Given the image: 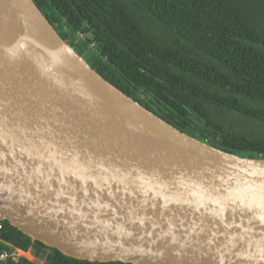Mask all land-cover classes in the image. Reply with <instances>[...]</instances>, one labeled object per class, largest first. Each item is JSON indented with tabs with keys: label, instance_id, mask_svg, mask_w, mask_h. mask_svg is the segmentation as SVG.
I'll use <instances>...</instances> for the list:
<instances>
[{
	"label": "water",
	"instance_id": "1",
	"mask_svg": "<svg viewBox=\"0 0 264 264\" xmlns=\"http://www.w3.org/2000/svg\"><path fill=\"white\" fill-rule=\"evenodd\" d=\"M24 57L0 31V221L62 253L264 264V158L180 130L98 73Z\"/></svg>",
	"mask_w": 264,
	"mask_h": 264
},
{
	"label": "trees",
	"instance_id": "2",
	"mask_svg": "<svg viewBox=\"0 0 264 264\" xmlns=\"http://www.w3.org/2000/svg\"><path fill=\"white\" fill-rule=\"evenodd\" d=\"M105 79L193 137L264 158V0H33ZM83 34V38L79 36ZM0 253L66 255L0 221ZM8 264H37L10 256Z\"/></svg>",
	"mask_w": 264,
	"mask_h": 264
},
{
	"label": "bare ground",
	"instance_id": "3",
	"mask_svg": "<svg viewBox=\"0 0 264 264\" xmlns=\"http://www.w3.org/2000/svg\"><path fill=\"white\" fill-rule=\"evenodd\" d=\"M0 31L11 40V47L39 66L46 59L74 64L71 50L37 17L27 0H0Z\"/></svg>",
	"mask_w": 264,
	"mask_h": 264
},
{
	"label": "rangeland",
	"instance_id": "4",
	"mask_svg": "<svg viewBox=\"0 0 264 264\" xmlns=\"http://www.w3.org/2000/svg\"><path fill=\"white\" fill-rule=\"evenodd\" d=\"M16 256H23L25 258H28L29 260L35 261L37 264H44L46 255L42 256H36L32 249H29L28 251H19L18 249L15 250Z\"/></svg>",
	"mask_w": 264,
	"mask_h": 264
},
{
	"label": "built area",
	"instance_id": "5",
	"mask_svg": "<svg viewBox=\"0 0 264 264\" xmlns=\"http://www.w3.org/2000/svg\"><path fill=\"white\" fill-rule=\"evenodd\" d=\"M80 37L83 38V34H79ZM2 228V223L0 222V229ZM20 251V249H18ZM24 251V250H23ZM16 256V253H7V252H2L0 253V264H8V260L10 258V256Z\"/></svg>",
	"mask_w": 264,
	"mask_h": 264
}]
</instances>
